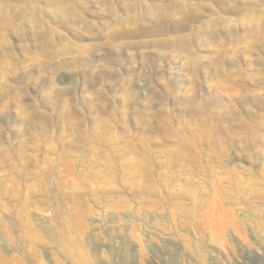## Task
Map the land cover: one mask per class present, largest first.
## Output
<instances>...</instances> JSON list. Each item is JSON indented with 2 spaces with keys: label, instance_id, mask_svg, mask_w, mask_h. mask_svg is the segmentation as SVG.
Returning <instances> with one entry per match:
<instances>
[{
  "label": "rangeland",
  "instance_id": "obj_1",
  "mask_svg": "<svg viewBox=\"0 0 264 264\" xmlns=\"http://www.w3.org/2000/svg\"><path fill=\"white\" fill-rule=\"evenodd\" d=\"M0 264H264V0H0Z\"/></svg>",
  "mask_w": 264,
  "mask_h": 264
}]
</instances>
